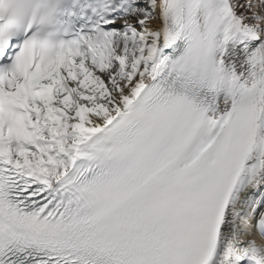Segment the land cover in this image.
<instances>
[{
  "label": "snow or ice",
  "instance_id": "snow-or-ice-1",
  "mask_svg": "<svg viewBox=\"0 0 264 264\" xmlns=\"http://www.w3.org/2000/svg\"><path fill=\"white\" fill-rule=\"evenodd\" d=\"M0 264H264V0H0Z\"/></svg>",
  "mask_w": 264,
  "mask_h": 264
}]
</instances>
